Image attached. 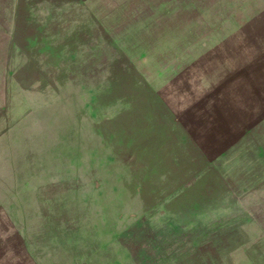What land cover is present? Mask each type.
Instances as JSON below:
<instances>
[{
    "label": "rangeland",
    "instance_id": "1",
    "mask_svg": "<svg viewBox=\"0 0 264 264\" xmlns=\"http://www.w3.org/2000/svg\"><path fill=\"white\" fill-rule=\"evenodd\" d=\"M263 10L0 0V264H264Z\"/></svg>",
    "mask_w": 264,
    "mask_h": 264
},
{
    "label": "crops",
    "instance_id": "2",
    "mask_svg": "<svg viewBox=\"0 0 264 264\" xmlns=\"http://www.w3.org/2000/svg\"><path fill=\"white\" fill-rule=\"evenodd\" d=\"M258 14H264V10L260 11ZM21 142V139L19 140V138L14 137L12 134H7L1 137L0 154H36L37 150L34 151L33 148H27L23 145V142Z\"/></svg>",
    "mask_w": 264,
    "mask_h": 264
}]
</instances>
